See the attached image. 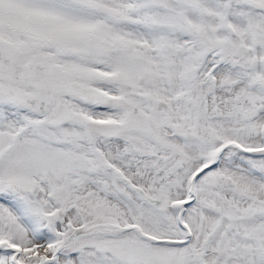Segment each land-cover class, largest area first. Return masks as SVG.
Segmentation results:
<instances>
[{
    "label": "snow or ice",
    "instance_id": "snow-or-ice-1",
    "mask_svg": "<svg viewBox=\"0 0 264 264\" xmlns=\"http://www.w3.org/2000/svg\"><path fill=\"white\" fill-rule=\"evenodd\" d=\"M0 264H264V0H0Z\"/></svg>",
    "mask_w": 264,
    "mask_h": 264
}]
</instances>
